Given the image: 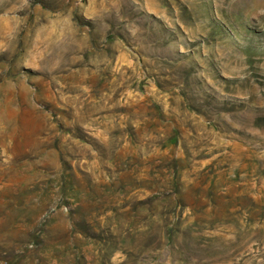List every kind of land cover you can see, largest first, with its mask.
<instances>
[{"label":"rangeland","instance_id":"rangeland-1","mask_svg":"<svg viewBox=\"0 0 264 264\" xmlns=\"http://www.w3.org/2000/svg\"><path fill=\"white\" fill-rule=\"evenodd\" d=\"M0 264H264V0H0Z\"/></svg>","mask_w":264,"mask_h":264}]
</instances>
